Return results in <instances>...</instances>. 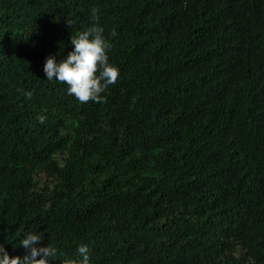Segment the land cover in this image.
<instances>
[{
  "label": "trees",
  "instance_id": "obj_1",
  "mask_svg": "<svg viewBox=\"0 0 264 264\" xmlns=\"http://www.w3.org/2000/svg\"><path fill=\"white\" fill-rule=\"evenodd\" d=\"M92 23L102 103L42 71ZM37 230L51 264H264V0H0V243Z\"/></svg>",
  "mask_w": 264,
  "mask_h": 264
},
{
  "label": "clouds",
  "instance_id": "obj_2",
  "mask_svg": "<svg viewBox=\"0 0 264 264\" xmlns=\"http://www.w3.org/2000/svg\"><path fill=\"white\" fill-rule=\"evenodd\" d=\"M91 14L95 21V7L91 9ZM64 22L66 26L73 24L72 19L66 18ZM69 43L71 48L63 56L49 53L45 57L42 71L46 80L64 82L67 93L80 102L92 100L102 103L105 97L101 93L116 81L119 73V67L109 62L108 50L112 44L105 36L103 27L96 23L85 26L70 35ZM31 95V90L24 91L26 98ZM41 240L43 238L38 230L25 232L19 239V244L26 250L23 255H9L4 244L0 243V264H51L58 256V248L51 243H38ZM75 253L60 260L61 264H91L86 244H78Z\"/></svg>",
  "mask_w": 264,
  "mask_h": 264
}]
</instances>
